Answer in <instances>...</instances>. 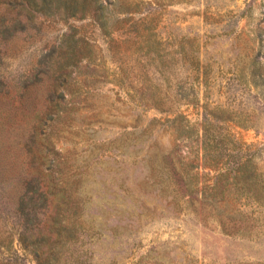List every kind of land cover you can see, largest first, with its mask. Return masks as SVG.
I'll list each match as a JSON object with an SVG mask.
<instances>
[{
	"label": "rangeland",
	"instance_id": "374dc122",
	"mask_svg": "<svg viewBox=\"0 0 264 264\" xmlns=\"http://www.w3.org/2000/svg\"><path fill=\"white\" fill-rule=\"evenodd\" d=\"M6 2L0 0V19ZM162 5L148 18L162 48L179 52L170 74L156 72L155 61L144 67L137 45L125 42V34L113 35L114 59L125 63H112L106 39L89 21L36 16L23 31L9 26L0 41V236L15 235L14 250L19 248L15 206L26 178L46 170L47 157L61 171L42 180L51 189L81 188L94 204L89 216L107 230L94 249L98 264H108L112 256L118 264H264V0ZM73 29L75 39L91 43L105 60L80 63L70 78L77 83L74 92L51 102L49 88L32 82L39 62L59 51ZM181 46L199 60L198 74L181 60ZM117 66L130 68L123 83ZM147 88L171 94L167 105L195 132L205 105L244 120L247 127L229 124L247 165L239 186L221 179L217 193L209 191L217 173L201 168L199 134L175 139L165 115L143 110ZM191 88L194 104L184 99ZM189 164L196 167L191 172ZM192 172L204 190L193 201L182 197ZM115 228L119 234L111 238Z\"/></svg>",
	"mask_w": 264,
	"mask_h": 264
},
{
	"label": "trees",
	"instance_id": "16d2710c",
	"mask_svg": "<svg viewBox=\"0 0 264 264\" xmlns=\"http://www.w3.org/2000/svg\"><path fill=\"white\" fill-rule=\"evenodd\" d=\"M162 1L164 0H7L5 15L0 19V41L5 40L10 25L23 31L33 23L36 16L89 21L106 39L107 53L112 63L118 64L119 60L120 65L125 63L120 57L114 59L117 47L113 38L114 34H125V42L132 41L137 45L135 51L144 61V67L150 61H155L156 72L170 74V63L179 52L168 53L162 48L161 41L157 40V26L153 24V19L148 18L155 9L163 7ZM245 14L246 11L242 12L239 18L246 17ZM75 34L76 29H73V33L66 34L61 47H58L59 51H53L39 62V70L32 85H45V88H49L45 93L48 101H64L66 92H74L73 88L77 83L70 78L80 63L96 64L105 60L101 51L98 53L89 42L75 39ZM79 42L83 44L81 47ZM188 43L187 41L185 44ZM184 46L180 50L181 60L198 74L199 60L195 57L196 61H193L194 56H189ZM123 57L129 58L126 52H123ZM117 67L121 74L118 83H123L128 78L127 71L130 68ZM203 75L205 77L204 72ZM197 80L198 76L194 78V81ZM145 93L149 95L146 99L142 97V104H145L142 105L143 110H153L165 115L163 122L175 139L199 134L203 158L201 168L217 173L213 186L209 188L211 193H217L220 189L218 181L221 179L231 180L234 186L241 184L247 165L241 155L243 146L231 135L229 124L247 127L244 120L237 122L226 109L208 108L205 105L201 127L195 132L182 114L167 105L171 101V94L157 95L159 93L149 88ZM184 99L192 104L197 102L194 88L190 89ZM154 121L156 122L155 119L151 120V123ZM54 163L55 161L49 162L47 157L43 158L44 171L48 175L42 174V171L26 178L30 181L24 185L23 194L15 206V215L19 218L16 231L19 248L13 249L15 235L12 233L0 236V264H98L95 262L94 249L104 239L102 237L107 230L98 219L89 216L94 204L88 194L82 193L81 188L66 184L64 188L51 189L42 180L54 172L60 173V164ZM188 166L190 172L196 168L191 164ZM54 168L57 171H53ZM184 185L182 197H188L191 201L204 193L199 187L198 173L188 174ZM97 209L100 214V207ZM109 231L111 238L119 234L118 228ZM118 261V258L112 256L108 264H118Z\"/></svg>",
	"mask_w": 264,
	"mask_h": 264
}]
</instances>
